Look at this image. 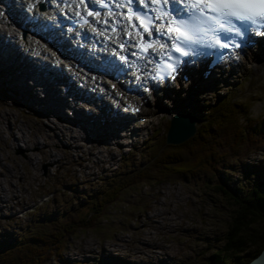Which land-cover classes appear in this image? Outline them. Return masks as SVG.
I'll return each instance as SVG.
<instances>
[{
  "label": "rangeland",
  "instance_id": "obj_1",
  "mask_svg": "<svg viewBox=\"0 0 264 264\" xmlns=\"http://www.w3.org/2000/svg\"><path fill=\"white\" fill-rule=\"evenodd\" d=\"M258 52L259 48L246 54L232 71L233 77L223 75L224 78L213 83L210 90H207V83H203V92L190 95L188 86L174 85L166 97L161 93L157 99L150 100L149 108L144 111L149 124L138 129L135 135L134 130L129 129L120 132L121 135L117 131L108 139L97 141L86 137H95L94 132L85 135L80 131L79 136L74 127H69L74 124H66L69 125L67 128L60 127L53 133L46 131L48 140H45L37 131V113L26 107V102H20L25 97L19 99L18 94L11 95L7 89L11 80L4 82L2 79L8 74L1 72L0 241L3 237L11 241L23 236V232L44 216L57 214L59 222L69 225L73 217L82 219L97 211L93 200L102 184L115 177L121 168L131 172L145 163L151 146L159 145L166 137L169 115L172 111L178 113V107L183 109L184 115L196 116L203 104L214 102L215 95L230 96L235 90L236 101L241 104L246 101L249 105L251 118L262 119L264 69L258 71L254 66L259 54L264 52ZM66 70L72 73L75 89L80 92L76 84L81 87L83 76L69 66ZM15 81L21 79L17 77ZM238 86L242 92L236 90ZM63 87L68 92V86ZM65 97L70 98V95L65 94ZM106 99L110 97L106 95ZM63 109L71 114L69 109ZM8 116L17 121L16 131L11 129L9 132V124L4 121ZM56 118L52 121L60 122L61 118ZM51 119L47 121L41 117L46 129L52 128ZM75 128L79 132L80 128ZM64 130L68 132L66 136ZM32 135L35 138L32 139ZM73 136L83 140L75 142L71 139ZM25 140L27 148L24 147ZM37 141L41 144L32 143ZM55 142L58 144L54 145ZM48 144L52 146L51 158L41 150ZM261 150L255 154L240 150L236 157L245 163L264 165V143ZM238 160L232 163L225 182L230 190L240 191L244 196L256 176L247 175L245 170L242 172ZM215 182L211 176L202 175L162 184L139 180L126 189L101 218L65 237L64 249L47 256L41 264H92L97 260L111 264H208L223 247L231 219L235 216V206L215 190ZM254 250L248 248L241 259L232 264L247 259Z\"/></svg>",
  "mask_w": 264,
  "mask_h": 264
},
{
  "label": "trees",
  "instance_id": "obj_2",
  "mask_svg": "<svg viewBox=\"0 0 264 264\" xmlns=\"http://www.w3.org/2000/svg\"><path fill=\"white\" fill-rule=\"evenodd\" d=\"M238 89L241 90L240 86ZM233 93L216 96L212 104H203L198 109L196 133L192 138L179 145H168L164 137L159 145L151 146L143 165L131 172L119 169L115 177L102 184L93 200L97 211L86 218L73 217L68 225L59 222L57 214L44 216L23 232V236L11 241L3 237L0 264H41L47 256L60 253L64 249L65 237L101 218L107 208L139 180L162 184L171 180L187 181L201 175L215 179V190L235 206V216L231 219L225 243L208 264L236 263L248 248H255L247 259L240 261L248 264L264 248V165L245 163L236 156L240 150L250 154L262 152L264 116L260 120L252 119L249 105L246 101L238 103ZM237 160L242 172L245 170L247 175L256 176L244 196L240 191L230 190L225 182L227 172ZM92 264L111 263L97 260Z\"/></svg>",
  "mask_w": 264,
  "mask_h": 264
},
{
  "label": "bare ground",
  "instance_id": "obj_3",
  "mask_svg": "<svg viewBox=\"0 0 264 264\" xmlns=\"http://www.w3.org/2000/svg\"><path fill=\"white\" fill-rule=\"evenodd\" d=\"M22 5L26 6L27 5L26 1H24V2L20 1V6H22ZM23 24L24 23H21L19 26L22 27ZM4 35H6V33H4ZM262 52H264V50H262V51H260L258 53H262ZM72 53L74 54L75 57L79 56V54H77V52L75 50H72ZM38 55H39V53H38ZM54 57L56 59H60L59 57H61V56H59L58 54H55ZM255 63H256V66H254V67L256 68V70H258V71L263 70L264 69V54H262V55L259 54V57L255 61ZM0 65H1V70H7V74H8L7 78L5 77L6 79L5 78L2 79L4 82L7 83L6 80L10 79L11 83H12L13 81H15L17 79V77H19L21 79V81H19V82L18 81L17 82L16 81L13 82L12 86L15 87L16 89L11 87V83L7 87V89L11 93L12 96L18 94L19 97H20L19 99H21V97H25L20 102H26L25 106L28 107V108L33 109L37 113V123H36L37 131L40 133V135H42V137L45 140H48V135L46 136V131H48L50 133H53V132L57 131L60 127L65 128L66 126H69L71 124H74V125L69 126V127H72V128L74 127L73 129H74L75 133H79L80 134L79 136H81L80 131L84 132L85 135H90V134H93V132H94L95 133V135H94L95 137L86 136L87 138H90V139L92 138L94 141L108 139L112 134H115L114 132H117V131H118L117 132L118 135H121L120 132L121 133L127 132L126 129H124L123 131H121L119 129H116V126H117L116 122L119 121L117 117L113 118V119H109L106 116H104V114H103V116L101 118L102 119H106L107 122H105L103 124H100L99 123L100 118L93 119L91 117H86V114L90 113V108L89 107L85 108L84 106H82L80 104H77L74 101V99H65L59 92H56L55 88H57V86L47 85L46 82H43L42 80H38V81H40V85H41L40 86V90H42V92L45 93L44 95H40L38 91H36V92L34 91V90H37L35 88L36 85L31 86L32 83H33V81H32L33 78L30 75L29 71H27L26 69H20L18 66L15 67V68H12L10 65L1 64V63H0ZM0 72L4 73V71H0ZM62 76H63V79H65L67 81H68V79L70 77V75L67 74L65 71L62 73ZM86 78L87 77L85 76L84 80ZM30 81H32V82H30ZM0 85H2V82H0ZM116 85L120 86V83L116 82ZM32 89H34V90H32ZM58 89L62 92V90L60 88H58ZM74 90H75L74 87H72V91H74ZM1 91H3V90L1 89ZM190 92H193V90H191ZM17 101H18V99H17ZM28 101H30L31 103H29ZM146 102H147V100L144 101V106H146ZM32 106H34V107H36L38 109H36V108L34 109V107H32ZM105 106L109 107L108 104H105ZM63 107L64 108L65 107L68 108L72 113L75 114V117L74 116H70V117L67 116V114L63 110ZM177 111L183 113V109L181 107H178ZM174 113H175V111H173V114ZM64 115H65V117H64ZM169 116H171V115H169ZM41 117L46 119L47 121L50 118H52L50 120L52 128L46 129L45 126L41 123V122H43L41 120ZM56 117L61 118L60 122L52 121L53 118H56ZM59 118L58 119L56 118V120H59ZM95 120L98 123H96ZM4 121H7L8 124H9V132L11 131V129L13 131L17 130L16 129L17 121H13L12 118L9 117V116L5 117ZM66 124H69V125H66ZM96 125H100V126L97 127ZM75 127H77V128L79 127L80 128L79 132H77ZM102 129H104L105 131H103ZM67 134H68V132L65 131L64 135L66 136ZM57 136H59V134ZM33 138H35V137L32 135V139ZM71 139L74 140L75 142H78V141H80L82 139V137L73 136ZM24 143H26L24 147L27 148L28 147V142H26V140H25ZM32 143H34L36 145H40L41 144L38 141L37 142H32ZM57 144H58V142L54 143V145H57ZM73 145H75V146H73ZM70 146H72V147H76L77 146L78 147L77 144H70ZM79 146H81V145H79ZM92 146H95V144H93ZM51 147L52 146H50V144H48V145H45V147L41 148L42 151H44L45 153L48 154V158H51V152H52L51 151L52 150ZM42 151H40L41 155L43 154Z\"/></svg>",
  "mask_w": 264,
  "mask_h": 264
},
{
  "label": "snow or ice",
  "instance_id": "obj_4",
  "mask_svg": "<svg viewBox=\"0 0 264 264\" xmlns=\"http://www.w3.org/2000/svg\"><path fill=\"white\" fill-rule=\"evenodd\" d=\"M83 2L84 0H81V3ZM128 2L132 3V0H128ZM140 2L143 4L144 0H140ZM149 2L162 3L163 5L179 3L190 5L191 9H194V11H191L190 20H180L184 30H181L180 27L168 28L169 32L178 33L176 37L178 43L175 51L180 53L181 56L196 55L193 45L203 43L202 40L194 38L195 34L204 31V29L199 27V23L203 22L202 18L216 22L221 28L224 27V24H232L233 18L241 23L264 27V0H149ZM185 11H189V9L185 8ZM163 27V25L159 26V28ZM233 28H235V25H233ZM145 31L151 35V31L147 27H145ZM152 31H158V29ZM235 31L237 35H243L239 28H236ZM216 43L219 44L220 41L217 39ZM181 44H184V48H181ZM236 46L238 47L239 45ZM224 47L226 48L227 44ZM184 49H187V51ZM133 55H136V53H133ZM180 62L179 58H177L176 67L172 69L173 71L179 67ZM169 67L172 66L169 65Z\"/></svg>",
  "mask_w": 264,
  "mask_h": 264
},
{
  "label": "water",
  "instance_id": "obj_5",
  "mask_svg": "<svg viewBox=\"0 0 264 264\" xmlns=\"http://www.w3.org/2000/svg\"><path fill=\"white\" fill-rule=\"evenodd\" d=\"M196 117L176 114L170 119L166 134V144L179 145L189 140L196 132ZM248 264H264V248L261 253Z\"/></svg>",
  "mask_w": 264,
  "mask_h": 264
}]
</instances>
